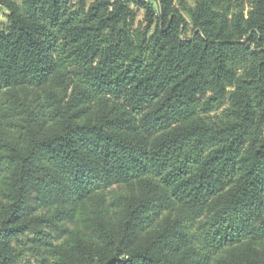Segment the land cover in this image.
Segmentation results:
<instances>
[{"label": "trees", "instance_id": "obj_1", "mask_svg": "<svg viewBox=\"0 0 264 264\" xmlns=\"http://www.w3.org/2000/svg\"><path fill=\"white\" fill-rule=\"evenodd\" d=\"M0 10V264H264V0Z\"/></svg>", "mask_w": 264, "mask_h": 264}, {"label": "rangeland", "instance_id": "obj_2", "mask_svg": "<svg viewBox=\"0 0 264 264\" xmlns=\"http://www.w3.org/2000/svg\"><path fill=\"white\" fill-rule=\"evenodd\" d=\"M18 3H23L24 0H16ZM77 1V0H75ZM93 0H89V3H91ZM146 1H150V2H154V0H146ZM155 6L157 7V4H155ZM134 10L136 11V15H137V24L139 23H143L144 24V18H145V12L143 10H138L136 7H134ZM7 26V19L5 17V15L3 14V11L0 10V29L5 28ZM109 193V197H113L112 194L115 195H122L125 194V192L127 191L125 187H123L122 185H113L112 187L108 188L106 190ZM42 213V212H41ZM30 235L25 236V240L29 239ZM62 239L61 234H57L55 237V241L56 242H60ZM23 264H36L34 259L31 256H27L24 260H23Z\"/></svg>", "mask_w": 264, "mask_h": 264}]
</instances>
